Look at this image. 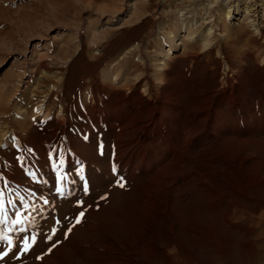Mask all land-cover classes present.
<instances>
[{"label":"rangeland","instance_id":"obj_1","mask_svg":"<svg viewBox=\"0 0 264 264\" xmlns=\"http://www.w3.org/2000/svg\"><path fill=\"white\" fill-rule=\"evenodd\" d=\"M251 2L254 0H0V87L7 88L0 92V106L7 108L0 119V237H3L0 264H47L44 257L52 248L66 245L76 225L92 222L86 217L88 209H97L101 204L105 205L106 215L121 212L122 204L109 205L113 201L112 190L119 186L117 181L129 182L114 172L105 171L113 163V145L110 144V148L106 142L109 137L105 131L90 133L75 130L73 125V138L85 144L91 142L95 148L70 166H60L56 160L50 162L43 159V155L40 159L33 158L30 152L33 130L40 134L38 120L42 113H36L37 107H44L49 93L56 99L58 94L54 95L52 86L60 77L70 108L84 77L101 71L105 65H108L105 69L116 71L113 63L117 62L120 70L136 62L142 70L130 69L133 75L143 71L153 76L157 72L155 65L162 60L164 72L184 69L181 71L187 70V77L194 73L191 87L210 86L221 77L225 69L222 54L228 55V60L241 73L246 69L257 72L256 67L264 56V39L250 24L253 18L249 14ZM255 2L259 8L256 17L261 23L264 21V0ZM188 34L191 38L186 43L192 41V48L174 45ZM233 45L242 50V57L233 51ZM249 53L253 54V61L247 63L243 56ZM175 54L182 55L185 61L174 58ZM186 64L187 69L183 68ZM241 77L235 82L240 88L246 82ZM218 79L215 84L220 86ZM54 106L57 107V103ZM23 120L24 127L15 126ZM128 193L133 195L134 191L128 190L120 203H128ZM81 212L83 217L79 216ZM77 218L80 223L76 222ZM244 218L240 216L235 232L229 226L230 231L215 232L217 236L209 244L206 238L208 222L200 219L202 224L194 230L198 233L191 237L192 232L187 228L190 220L184 217L185 224L178 229L180 234H174L177 247L168 254L171 262L264 264V222L259 223V217ZM121 223L116 228L103 223L100 231L96 229L99 239L111 242L112 237L122 242L131 232H146L132 219ZM249 225L253 226L250 233L241 236ZM160 229L164 230V224ZM107 234H111L110 237ZM25 237L31 245L26 252ZM194 241L198 242L197 246L192 245ZM71 249L75 254L80 251L73 246ZM100 251H96L95 259L102 254ZM122 253L126 258L131 254L126 249H122Z\"/></svg>","mask_w":264,"mask_h":264},{"label":"bare ground","instance_id":"obj_2","mask_svg":"<svg viewBox=\"0 0 264 264\" xmlns=\"http://www.w3.org/2000/svg\"><path fill=\"white\" fill-rule=\"evenodd\" d=\"M257 2H251V8L248 5L253 17L250 24L264 39V21L260 23L256 17ZM189 34L174 45L191 46L192 41L186 43L191 38ZM238 49L233 45V51L242 57V50ZM222 56L225 69L217 78L220 86L215 84L216 79L210 86L193 88L190 83L194 73L187 77L184 69L164 72L162 60L155 65L154 81L153 76L139 71L142 69L136 62L123 70L117 62L113 63L116 71L105 69L108 66L105 65L101 71L84 77L69 108L61 77L56 84L53 82L56 99L49 93L44 107H37L36 113H42V117L38 120L40 134L34 129L35 135L30 137L33 158L43 155L50 162L56 160L60 166H70L95 148L91 142L76 141L71 127L90 133L105 131L109 137L106 142L113 145L110 146L113 163L105 171L114 172L129 183L111 189L114 196L109 205L122 204L120 213L106 215L105 205L101 204L97 209H88L86 217L92 222L76 225L66 245L52 248L44 257L47 264H173L168 254L177 247L174 236L180 234L178 229L184 226V217L190 220L186 225L191 237L198 233L194 230L202 224L200 219L208 222L209 244L217 236L215 232H235L240 216L259 217L257 221L264 222V56L256 67L258 77L253 69L241 73L228 60V55ZM243 57L247 63L253 61V54ZM174 58L185 61L179 54ZM137 68L139 72L133 75L130 69ZM241 76L246 79L242 88L235 84ZM6 90L5 86L0 87L1 93ZM6 113L7 108L0 106V119ZM25 125V120L15 124L18 128ZM130 189L134 194H127L128 203H120ZM127 219L134 220L146 232H131L122 242L110 237L111 234H107L111 242L99 239L96 229L100 231L103 223L116 228ZM252 228L245 226L241 236ZM192 245L197 246L198 242ZM72 246L80 251L75 254ZM122 249L129 250L130 256L124 257ZM97 250L103 252L96 260Z\"/></svg>","mask_w":264,"mask_h":264},{"label":"snow or ice","instance_id":"obj_3","mask_svg":"<svg viewBox=\"0 0 264 264\" xmlns=\"http://www.w3.org/2000/svg\"><path fill=\"white\" fill-rule=\"evenodd\" d=\"M79 171H80L81 178L83 179V168H81ZM113 171H115V167H113ZM117 183H118V185H119L120 187H124V184L122 183V180H121V181H117ZM58 191H59V189H58ZM102 198H104V197H102ZM83 215H84L83 212H81V213L79 214L80 217H83ZM19 222H20V221H15V223H19ZM76 222H77V223H80V219L77 218V221H76ZM69 231H71V229H69ZM2 239H3V237H0V240H2ZM49 239H51V237H49ZM33 242H34V238H33ZM9 243H11V241H9ZM23 243H24V245H25V247H24V251L26 252V251H28V249L31 247V245L28 243V238H27V237L24 238ZM49 251H51V249H49ZM4 255H7V253H4Z\"/></svg>","mask_w":264,"mask_h":264}]
</instances>
